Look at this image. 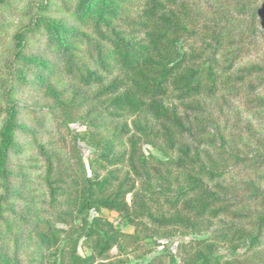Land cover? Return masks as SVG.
<instances>
[{"label": "trees", "instance_id": "obj_1", "mask_svg": "<svg viewBox=\"0 0 264 264\" xmlns=\"http://www.w3.org/2000/svg\"><path fill=\"white\" fill-rule=\"evenodd\" d=\"M229 5L78 0L81 28L47 21L62 75L89 94L53 109L62 152L39 150L44 193L35 211L19 217L29 243L26 259L19 261L18 245L11 264H131V256L153 253H142L143 240L191 234L214 221L221 227L179 244L181 264H250L242 258L264 247V191L235 177L240 168L263 169L264 154L235 155L217 144L212 127L228 104L260 101L264 4ZM7 111L4 163L17 144L10 139L14 107ZM78 123L84 130L73 131ZM81 142L93 150L88 164ZM145 146L164 159L145 155ZM104 210L135 232H122ZM50 252L56 261L43 260ZM172 257L160 253L144 264H171Z\"/></svg>", "mask_w": 264, "mask_h": 264}, {"label": "rangeland", "instance_id": "obj_2", "mask_svg": "<svg viewBox=\"0 0 264 264\" xmlns=\"http://www.w3.org/2000/svg\"><path fill=\"white\" fill-rule=\"evenodd\" d=\"M235 1L244 0H229V7H233ZM252 2L264 4V0ZM77 6L78 0H0V264H11L18 245L19 261L26 259L24 248L29 243L28 231L19 217L35 211L42 200L44 192L39 178L45 167L39 150L44 147L51 155L62 152L54 143L57 131L53 109L61 104L81 103L89 94L62 75L57 52L50 44V33L45 25L48 21L53 25L58 23L66 30L81 28L75 20ZM99 9L97 5L94 10L98 13ZM10 107H14L16 127L10 139L17 144L5 152L7 161L4 163V133ZM214 119L212 129L218 145L224 144L228 151L243 157L264 154V91L255 108L234 102L216 112ZM133 120H128L130 126ZM71 129L82 131L84 126L73 124ZM79 149L88 164L93 150L82 142ZM144 153L164 159V155L152 146H145ZM242 170L240 168L236 173L237 183L247 181L264 191V168L255 173ZM128 201L131 202V196ZM102 213L122 232H135L134 227L126 225L116 213L106 210ZM94 215L91 213V217ZM220 225L214 221L191 234H178L179 231L173 232L171 238L145 239L142 253L146 250L153 253L142 260L136 254L130 257V262L144 264L156 254L171 253V264H181L179 244L212 233ZM79 250L83 256L90 254L82 247ZM113 254L118 255L119 250L114 249ZM56 259L55 252L43 256L44 261ZM242 259L249 260L250 264H264V247Z\"/></svg>", "mask_w": 264, "mask_h": 264}]
</instances>
